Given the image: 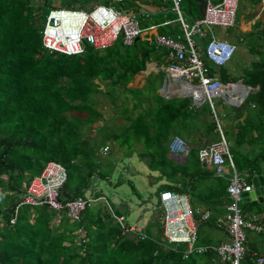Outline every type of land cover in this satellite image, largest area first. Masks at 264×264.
Masks as SVG:
<instances>
[{
	"label": "trees",
	"instance_id": "16d2710c",
	"mask_svg": "<svg viewBox=\"0 0 264 264\" xmlns=\"http://www.w3.org/2000/svg\"><path fill=\"white\" fill-rule=\"evenodd\" d=\"M46 1L0 0V264H228L213 251L185 256V245L175 247L163 239L159 221L131 232L125 220H117L123 214L110 203L87 205L78 221L47 205L18 206L30 180L50 160L62 164L67 173L59 199L87 197L92 178L108 177L115 165L103 156L106 143L124 148L128 155L136 143L143 146L137 154L158 173L157 181L166 180L158 197L171 189L189 194L194 208L205 204L217 211L228 200V181L202 167L197 148H190L183 164L168 157L174 135L190 138L198 147L219 135L214 119L208 117L212 115L195 109L190 98L165 99L158 94L163 71L144 74L147 62L171 63L166 49L152 43L153 32H143L131 45L117 40L103 50L84 43L83 53L66 56L43 46L40 25L51 9L42 17L51 5ZM125 1L128 5L141 1L136 9L127 10L171 3ZM180 7L187 18L200 17L196 0H182ZM156 14L159 24L162 18ZM156 32L175 33L172 25L159 26ZM250 50L257 58L243 75L228 80L240 77L257 87L247 99L255 107L245 112L246 102L236 109L228 131L239 146L256 145L255 138L260 141L257 162L264 157V48L256 41ZM97 93L105 94L124 116L114 129L107 126L108 111L96 106ZM195 128L202 131L199 138ZM203 133L207 136L202 139ZM249 203L264 220V203ZM212 214L199 223L196 245L218 243L207 240L203 232L207 223L214 225L218 213ZM242 264H252L249 250Z\"/></svg>",
	"mask_w": 264,
	"mask_h": 264
},
{
	"label": "built area",
	"instance_id": "2783aa9c",
	"mask_svg": "<svg viewBox=\"0 0 264 264\" xmlns=\"http://www.w3.org/2000/svg\"><path fill=\"white\" fill-rule=\"evenodd\" d=\"M170 1V10L176 14L175 21L181 32L152 34V43L156 47L165 48L166 57L171 59L170 64L161 63L156 66L164 73L158 93L165 99L188 97L193 107L208 103L219 138L198 147V158L204 169L228 180L229 201L225 205V213L214 220V225L222 229L227 238L215 245H196L198 225L210 218V211L192 207L187 193L162 190L159 203L163 209V239L168 244H184L185 256L193 251H213L223 262L242 264L248 253L247 234L251 232L264 236V220L260 214L243 212L240 208L243 193L253 187L250 182L251 173L246 171L239 174L235 168L215 99H222L226 104L240 108L257 87L244 83L240 77L228 81L220 79L217 72L232 59L237 46L218 38L213 31L218 26L228 28L234 25L239 0H220L216 3L206 0L203 15L191 21H188L180 7L182 0ZM151 14L143 7L127 10L102 3H96L87 10L60 6L51 8L41 31L42 43L45 49L66 56L83 53L84 43L97 50H103L117 40H121L124 45H131L143 32L151 29L154 31L158 26H141L139 18H149ZM171 22L165 20L160 25ZM250 106L255 107L251 102ZM107 149L105 145L102 152ZM168 149L172 154L187 156L190 147L183 139L173 137L168 143ZM66 177V169L62 164L48 161L41 173L30 180L18 206L43 204L51 210H64L71 220L78 221L86 206L96 199L92 196H79L64 202L60 200L59 193ZM117 220L124 222L122 216L117 217ZM128 229L131 232L141 231V228L130 225ZM250 259L252 264H264V256L257 252H251Z\"/></svg>",
	"mask_w": 264,
	"mask_h": 264
},
{
	"label": "rangeland",
	"instance_id": "374dc122",
	"mask_svg": "<svg viewBox=\"0 0 264 264\" xmlns=\"http://www.w3.org/2000/svg\"><path fill=\"white\" fill-rule=\"evenodd\" d=\"M213 3H216L214 0H211ZM168 2V1H167ZM47 4H50L49 7L45 9V13L42 14V17L46 14V12L52 7H64V8H74V9H84L87 10L92 5L96 3L102 4H111L115 8H130L136 9L137 4H141V1H138L134 5H128L127 2H116L111 0H47ZM41 4V3H40ZM247 0H239V6L235 16V23L232 27H215L216 33L221 35L222 33H228V36L232 39L238 38L241 35V40H238V50L233 55L231 62L228 64V69L233 71V74L230 73L231 76L235 77L237 74H241L244 72V69H247L251 63V61H247L246 57L249 55L245 53V49L251 46L256 42L257 37L254 35L248 36L244 33L240 32L239 24L240 22H246L247 17ZM165 8L161 12L162 15L165 14L167 19H174L176 14L169 9L171 7V3H166ZM145 9V8H144ZM153 15L148 18H139L141 26L150 25L152 23L151 19ZM44 20V18H43ZM42 20V21H43ZM178 23H172V27L174 32H181ZM43 23H41L40 28L42 29ZM151 31V30H149ZM155 31V30H154ZM245 53V54H243ZM250 58L253 57L252 54L249 55ZM149 67L151 69L156 70L155 62H149ZM147 65V66H148ZM149 71V70H148ZM150 72V71H149ZM155 72V71H152ZM151 73V72H150ZM164 78V76H163ZM163 83V79H162ZM161 83V85H162ZM160 85V87H161ZM158 92V90H157ZM116 93V92H115ZM97 108H104L105 111H108V117L110 118L107 122V126L109 128H115L121 122H124V116L119 112V109L116 105H112L110 103V99L102 93H97ZM248 107L245 109V112H250V102L247 101ZM131 104V103H129ZM215 105L218 112H232L233 107L227 105L222 99H215ZM206 102L202 103L200 106H194L199 112H203L206 115H211V110L208 107ZM222 114V113H221ZM213 119L212 116H208ZM222 119V118H221ZM223 124L225 122L222 119ZM259 127V125H258ZM262 127V126H260ZM230 127L228 125V129L225 131V136L228 138L230 142V153L233 158V163L235 168L239 174H243L246 171L251 172V169L254 167V156L258 153V146L261 144L258 139L255 138L253 145L244 143L239 146L230 135ZM254 132V130H253ZM258 135V132L256 133ZM185 136V134H184ZM181 137V136H180ZM190 147L193 145V141L187 137H181ZM108 149L104 151L103 156L106 160H111L115 163L114 167L109 169L108 177L92 178V182L90 184V189L86 192V195L93 196L94 192H99L101 196L95 198L92 203H104L109 207L112 205L114 210L119 211L123 214L124 220L126 223L130 225V227H139L143 228L147 223L159 221V224L162 225V211L161 204L159 203L158 197V188L161 183L166 182L165 179L156 180L158 173L155 171H151L146 163V158H141L137 153L142 150L143 146L140 143H136L134 145V152L132 155H128L124 153V148L117 147L116 144L106 143ZM104 145V146H105ZM248 146V147H246ZM245 148V149H244ZM173 160V159H172ZM174 161V160H173ZM175 162V161H174ZM178 163V162H176ZM180 164V163H179ZM119 183V185H117ZM263 204V203H261ZM240 208L242 211H252L255 209L249 202L243 203L240 202ZM256 235L255 233H251ZM172 246H181L184 244H171ZM186 250V247H185ZM185 252V251H184Z\"/></svg>",
	"mask_w": 264,
	"mask_h": 264
},
{
	"label": "crops",
	"instance_id": "0c3cea01",
	"mask_svg": "<svg viewBox=\"0 0 264 264\" xmlns=\"http://www.w3.org/2000/svg\"><path fill=\"white\" fill-rule=\"evenodd\" d=\"M166 1H170V0H166ZM166 1H164V2H166ZM215 2H219L220 0H214ZM171 2V1H170ZM197 3V2H196ZM161 5H165L164 3L162 4H154V3H150L149 4V6H147V7H145V9H147V11H149V12H151V13H153V14H156L155 16H161V18H162V22L163 21H165V20H170V21H172L170 24H168V25H171L172 23H177L176 21H175V19H176V17L174 18V19H167L166 17H165V14L164 15H162L161 14V12L163 11V9L162 8H165V7H162ZM246 7H247V14H246V17H247V20H246V22H240V24H239V29H240V32L241 33H244V34H246V33H248V32H254V36H256L257 37V42H258V45H260L261 47H263L264 48V39L263 38H261V37H263L264 36V0H247V4H246ZM144 8V7H143ZM170 9V8H169ZM198 11V10H197ZM153 14H151V15H153ZM186 16V15H185ZM201 16V15H200ZM187 17V16H186ZM149 19V18H148ZM151 19V21H152V23L150 24V25H153V24H155V25H158V26H156L155 27V31H152L153 32V34L154 33H157L156 31H157V28L159 27V26H166V25H160L162 22H160L159 24H157V23H155V21H154V16L152 17V18H150ZM188 21H191L193 18H192V16L191 15H189L188 16ZM151 30H153V29H151ZM213 31H214V33H215V35L218 37V38H220V39H225V40H228V41H230V42H232V43H235L236 44V46H237V48H236V52H237V50H238V44H237V42H238V40H241V35L238 37V38H234V39H232L231 37H229L228 36V33H222L221 35H219V34H217L216 33V30H215V28H213ZM245 53H247V54H252L253 55V57L252 58H250L249 57V55L246 57V60L247 61H253V60H255L256 58H257V55L256 54H254L251 50H250V46L247 48V49H245ZM245 53H243V54H245ZM233 58V57H232ZM232 60V59H231ZM231 60L226 64V65H224V66H222L221 68H220V70L217 72L218 74H219V77H220V79L222 80V81H228V76H230V77H233V76H231L230 75V73H232V75H234L233 74V71L232 70H230V69H228V64L231 62ZM153 62H155L156 63V66H158V64H159V62H156V61H153ZM148 63L149 62H147L146 63V69H145V71H144V74H149L150 72H152V71H159V69L156 67V70H154V69H151L150 67H149V65H148ZM152 63V62H151ZM251 64V63H250ZM148 65V66H147ZM250 66V65H249ZM249 68V67H248ZM150 72H149V71ZM244 71H245V69H244ZM244 74V72L242 71L241 72V74H237L235 77H237V76H241V75H243ZM160 88V87H159ZM158 88V89H159ZM159 94V93H158ZM160 95V94H159ZM228 105V104H227ZM236 109H239V108H235V107H233V110H232V112H230V113H228V112H221V108L219 109L220 110V112H219V114H220V116H221V118L222 119H224L225 120V122H224V124H223V121H222V125H223V128H224V134H225V131L228 129V125H229V127H231V125H233V121L234 120H232V118H231V115H233V114H235L236 112H237V110ZM222 113V114H221ZM228 114L230 115V117L228 118ZM221 119V120H222ZM193 132H194V134L195 135H197V137L199 136V134L202 132V131H200L199 129H197V128H195L194 130H193ZM207 136V133H203V136H202V139L203 138H205ZM173 137H179V138H181L179 135H174ZM172 137V138H173ZM196 137V136H195ZM209 137H213V134H211L210 133V135H209ZM226 137V136H225ZM199 138V137H198ZM197 138V139H198ZM227 138V137H226ZM182 139V138H181ZM227 140H228V138H227ZM230 140V139H229ZM228 140V141H229ZM230 143V142H229ZM188 145V144H187ZM188 147H190L189 145H188ZM246 147H248V146H246ZM190 148H198V145H197V142L196 141H193V145H192V147H190ZM245 149V148H244ZM168 157L169 158H171V159H173L175 162H178V163H180V164H183V163H185L186 162V160H187V156H185V155H175V154H172V153H170V152H168ZM209 171H211V170H209ZM220 177V176H219ZM221 178H223V177H221ZM223 179H226V178H223ZM227 180V179H226ZM228 181V180H227ZM252 189H253V187H252ZM252 191V190H251ZM227 197H228V195H227ZM212 200H216V199H214V198H212ZM226 200H224V203H223V206H222V208H220L219 209V211H217L215 208H208L205 204H200L199 206H197V208H200V209H208L209 211H210V213H211V215L210 216H212L213 214L212 213H218L217 214V216L215 217V218H217V217H219V216H221L223 213H225V211H226V207H225V205L227 204V202L229 201V197H228V200H227V202H225ZM257 202V201H256ZM245 203V202H244ZM247 203V202H246ZM259 203V202H258ZM214 211V212H213ZM245 212H247V213H250V212H253V211H245ZM119 217H121V216H119ZM123 218H124V216H122ZM214 218V219H215ZM138 227V226H137ZM203 232H204V234H205V236L207 237V240H209L210 242H212V243H217V242H220V241H222V240H224V239H226L227 238V234L222 230V229H220V228H218V227H215L212 223H207L206 225H204V227H203ZM246 247H247V252H248V250H249V252L251 253V252H257L258 254H260V255H263L264 256V237L263 236H261V235H253V234H251V232H249L248 234H247V242H246Z\"/></svg>",
	"mask_w": 264,
	"mask_h": 264
},
{
	"label": "water",
	"instance_id": "95a60500",
	"mask_svg": "<svg viewBox=\"0 0 264 264\" xmlns=\"http://www.w3.org/2000/svg\"><path fill=\"white\" fill-rule=\"evenodd\" d=\"M197 10L200 15H203V10L206 5V0H196ZM250 182L253 189L243 193L241 202L257 201L264 203V157L259 158V161H254V168L251 169Z\"/></svg>",
	"mask_w": 264,
	"mask_h": 264
}]
</instances>
